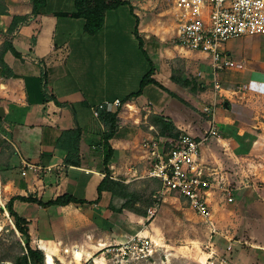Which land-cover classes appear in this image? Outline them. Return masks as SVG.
<instances>
[{
  "label": "crops",
  "instance_id": "crops-1",
  "mask_svg": "<svg viewBox=\"0 0 264 264\" xmlns=\"http://www.w3.org/2000/svg\"><path fill=\"white\" fill-rule=\"evenodd\" d=\"M123 1L127 4L107 13L103 29L95 35H89L84 30L85 21L70 16L75 12V0H46L42 14L36 16L33 15L30 0H0V46L10 39L22 55L20 59L11 53L5 57L15 74L14 78L4 80L0 76V108L4 111L3 115L0 114V130L6 138L5 141L0 140V153L4 149L13 148L16 158L20 160V167L22 159L38 168L52 167L50 172L29 170L26 176L22 175V169L19 168L20 175L8 179L3 188L10 187L9 200L17 196H33L42 202H48L69 194L86 202L82 205L50 207L22 201L14 203L16 212L29 222L32 246L40 248L46 255L50 253L54 261L60 264L71 258V253L75 250L77 254L74 261L70 262L108 264L111 255L103 251L105 248L126 243L138 233L150 238V229L154 225L148 217H141L126 209L120 211L123 204L120 197L113 196L108 191H104L99 197L98 186L106 174L101 139L104 125L93 116L92 108L104 101L123 99L136 92L142 78L150 70L153 57H157L159 62L153 78L168 90V81L173 83L170 79L173 68L169 69L166 65L179 57L182 58L181 65L187 70L186 65L189 63L186 58H200L199 55L174 48L167 41L170 37L160 36L154 30V22L149 21V16L159 0ZM4 11H7V16L1 15ZM13 16L30 18L12 36H8L6 33ZM33 38L36 39L35 44L32 42ZM41 68L47 73L48 95L54 96L63 104L62 107L53 101L43 104ZM245 87L226 93H241L244 97L247 95ZM180 90L185 92L180 87L177 92ZM208 93L209 90L198 93L187 102L190 107L203 110L200 108V101ZM179 94L177 97L182 99ZM141 97L126 103L129 107L125 106L119 114L118 133L109 142L114 156L107 167L111 176L129 185L132 191H138L135 183L144 180L150 188L148 194L156 189V197L159 196L161 186L156 188L158 184L155 180L141 178L146 172L141 142L151 134L149 127L153 126L149 117H168L180 133L186 132L194 137H202L209 129L210 122L206 121L208 125L203 123L200 116L191 117L190 121L184 118L182 120L187 110L185 106L159 113L154 111L151 101L148 102L151 103V113L147 115L143 111L147 103L143 104ZM134 107L137 116L131 119L126 113L134 110ZM236 107L239 108L238 105ZM234 108V103L229 101L220 109L230 111L220 119L216 116L220 132L226 126L232 127L237 121H243ZM193 114L197 115L196 111ZM76 126L83 131L80 146L83 161L81 167H69L64 164L65 153L56 149V142L63 132ZM246 130L247 128L241 129L237 135L243 136L248 132ZM249 132L254 134L251 130ZM222 134L219 140L213 139L210 145L202 147L201 158L209 167L218 169L213 161V158L218 157L215 147L217 143L222 148L229 147L232 160L230 171L235 172V175L242 173L245 182L236 177L244 185L234 190L236 193L232 202L224 203L222 215L227 221L219 222L220 228L230 235L226 238L235 239V244L241 243L239 234L245 233L246 243L252 244L254 237L258 235L264 245V172L259 179L248 174L251 172L258 175L254 168H264V165H235L245 161L252 150L243 154L242 148L245 147L241 148L233 135ZM239 151L242 153L238 154ZM16 158L13 159L15 165ZM3 160L0 157V162ZM4 173L10 172L0 174ZM221 174L228 182L235 179L234 174ZM146 221L150 222L148 226ZM249 246L252 252H264V248ZM65 250H69L66 255ZM246 252L238 254L241 253L239 256L242 258L246 257ZM234 264H240V260L236 259Z\"/></svg>",
  "mask_w": 264,
  "mask_h": 264
},
{
  "label": "rangeland",
  "instance_id": "rangeland-1",
  "mask_svg": "<svg viewBox=\"0 0 264 264\" xmlns=\"http://www.w3.org/2000/svg\"><path fill=\"white\" fill-rule=\"evenodd\" d=\"M168 9L167 1L159 0L157 6L151 12L152 15L149 16V21L151 20L154 22V30L159 32L160 36L170 37L167 40L169 42L171 37L174 36V25L172 24V21H170L171 17L168 13ZM225 47L232 53V59H234L235 62L241 63L243 68L240 70H229L219 75L221 78V87L225 90L222 91L219 99L222 102L232 101L235 105L234 110L238 116H241V120L243 121H237L232 127L226 126L222 132L219 131V134L220 136L221 133H223V136H226V134L237 135L241 129L247 128L246 131L248 132L245 133L247 136L243 139L241 138V141L246 144L250 143L249 148L245 147L243 148L244 150L248 149L252 151L250 155L246 157L245 161L242 160L241 163H236L235 165H264V37H242L234 39L226 43ZM152 59L154 63L153 66L156 67L159 63L157 57H153ZM197 59L198 58L195 59L193 56L192 58H186V61L189 63L186 67L188 66L187 71L190 74H192L197 68L200 69L206 77V80L209 81V93L203 95V100L200 101L202 104L200 105V108L203 109L205 106L209 105V102L212 100L214 89L212 88L211 69L208 66V61ZM181 61L182 58L178 57L169 63V65L167 64L166 67L169 69L174 68V66L179 67ZM196 79L201 83L202 80L200 81L199 78ZM167 86L169 90L167 89L168 91L163 92L155 86H148L144 90V94L140 98V101L143 102V104H148V102L151 101L153 104L152 108L159 113L164 110L165 112L169 110L174 111L180 106H185L187 110L183 114L182 120L184 118L186 121H190L191 117L194 118L199 116L203 119V123H206V121L209 120L203 110H196L190 107L187 100H190L191 97L186 92L181 90L180 92H177L179 87L169 81ZM244 86H248L247 91L245 90L247 95L244 97L241 93L238 95L226 93V91H239V89ZM171 92L178 94L182 93L179 95L184 100L173 97L172 94H170ZM177 99H179L180 102ZM237 105L239 108L236 107ZM193 111H196L197 115L193 114ZM229 112L230 111L226 112L217 109L216 116L220 119L229 114ZM130 114H132V116ZM126 115L130 118L137 116L135 107L134 110L130 111L128 114L126 113ZM92 123L94 124V121ZM206 124L208 125V123ZM249 130L253 131L254 134H251ZM0 140L2 139L0 138ZM235 141L238 140L235 139ZM210 144L211 142L208 143V145ZM215 148L218 151V157L213 158L216 168L222 173L228 172L234 174L235 172L230 171L232 169L230 167V165H232V160L230 159L231 155H229L231 152L229 147L223 146L222 148V145L220 146L217 143V147ZM4 157L5 156H2V159ZM15 162L18 167H20V163H18L20 160L18 158H16ZM18 169L10 173L0 174V240L7 245L11 244L12 238L7 236L8 231H5V229H12L13 224L5 210V206L9 201L8 195L10 193L8 191H10V187L7 186L6 189L3 187L7 184L8 179L14 177L17 178L18 175H20L21 169ZM254 171L258 173V175L251 174L250 172L248 173L249 176L252 178L257 177L259 179L261 178L260 176L262 172H264V168L258 166L257 168H254ZM3 177H6V179ZM234 177V180L228 182L231 184L232 194L234 193L232 197H234L236 193L234 190L241 186L243 187L245 182V176L243 177L242 173L240 175H235ZM236 177L239 181L241 180L244 182L239 183ZM258 184H260V182ZM135 186L140 193H144V191L147 190V184L144 180L135 183ZM224 193L226 192L218 190L216 197L212 200L214 221L218 229V232L214 234L211 233L202 219L194 210L190 209L183 200H177L174 195H165L161 206L158 208L156 216L150 221L151 223H154L153 227L150 229L151 236L149 237L157 243L155 253L152 257L146 260L133 262L131 264H234L236 259L240 260V264H264V252L260 254L252 252L249 246L254 245L264 248L258 235L254 237L251 244L246 243L247 241L245 240V237L247 236H245V233H240L238 239H241V243L235 244V239L229 240L226 238L230 235L227 234L226 230L220 228L219 222L226 223L227 221L222 215V208H224V203L227 201L229 202V195H225ZM222 198H225V200L222 201ZM150 222L146 221V226H148ZM248 240H250L249 237ZM229 247H231V250H229ZM245 250L247 251V254L244 253L246 257L244 256L241 258L239 256L241 253H238ZM68 253L69 252L65 251V255ZM71 255L72 257L64 260L63 264H87L83 261L70 262L71 260L74 261L73 252ZM55 263L60 264L58 261ZM108 264H114L112 256L108 259Z\"/></svg>",
  "mask_w": 264,
  "mask_h": 264
},
{
  "label": "built area",
  "instance_id": "built-area-1",
  "mask_svg": "<svg viewBox=\"0 0 264 264\" xmlns=\"http://www.w3.org/2000/svg\"><path fill=\"white\" fill-rule=\"evenodd\" d=\"M166 1L170 21L174 25L171 45L180 51L199 55V60H207L211 69L213 98L203 108L210 124L202 137H194L186 132L172 137L163 135L154 126H150L151 134L141 142L146 165V172L141 178L157 180L161 186L159 197L162 201L165 195H174L176 199L183 200L214 234L218 229L214 221L212 200L218 190H222L226 192L225 195H229V202H232V189L218 169L209 167L203 161L201 149L213 139L220 138L216 111L224 108L226 102L219 99L223 91L219 75L243 68L241 63L232 59V53L225 45L242 37H264V0ZM194 76L202 80L201 83L209 85L200 69L196 70ZM125 106L129 107L121 99H115L102 102L92 108V112L99 119L102 110H119L121 113ZM143 111L149 115L151 103L146 104ZM0 138L6 140L1 130ZM21 169L23 176L29 170L52 171V167L38 168L24 159L21 160ZM103 176L105 178L106 174ZM110 179L120 182L113 176ZM159 207L149 209L148 220L156 216ZM156 246L157 243L152 239L138 233L126 243L109 246L103 251L112 256L114 264H131L152 257ZM73 254L75 257L77 250Z\"/></svg>",
  "mask_w": 264,
  "mask_h": 264
},
{
  "label": "trees",
  "instance_id": "trees-1",
  "mask_svg": "<svg viewBox=\"0 0 264 264\" xmlns=\"http://www.w3.org/2000/svg\"><path fill=\"white\" fill-rule=\"evenodd\" d=\"M33 4V15H40L41 10L46 6V0H30ZM127 2L123 0H75V12L70 14V16L83 19L85 21L84 30L89 35H95L99 33L106 20V15L109 11L119 8L120 6L126 5ZM1 15H8L7 11L1 13ZM67 15V14H65ZM29 16H13L12 23L8 28L7 35L12 36L14 32L23 24L27 23ZM138 36V34H137ZM33 44H35L36 39L33 38ZM141 49L143 48L142 41H140ZM144 52V51H143ZM11 53L15 58L20 59L22 57L14 45L12 40L7 39L0 46V76L4 80L11 79L15 77L13 70L6 63L5 57L7 54ZM144 54L147 56L146 52ZM149 59V57L147 56ZM150 61V59H149ZM41 91L44 95L43 104L49 102H55L60 107V104L54 96H49L47 91V73L44 68H41ZM156 68L153 63L150 62V70L144 75L141 80L139 89L127 95L121 99L123 104H126L134 99L141 97L144 93V89L148 86H155L163 91H168L160 82L154 79ZM171 81L183 89L190 97H194L198 93H204L209 90V85L200 83L196 77L188 73L184 65L175 67L172 69ZM173 97H177L175 93H170ZM178 98V97H177ZM119 110L112 112L107 110H102L100 112L99 120L104 125V131L102 133L103 149H104V159L103 165H105L106 177L98 186L99 197L104 191L112 193L113 196H118L122 199L123 204L120 211L129 210L141 217H148V211L156 206H161L162 198L159 196L154 197L155 191H150L147 186V190L144 193H140L136 190H131L129 185L123 184L121 182L114 181L110 179L111 172L107 167L114 156V150L110 145V140H112L118 133L120 127ZM150 122L153 126L163 135H170L175 137L180 133L176 129L174 123L170 118L151 115L149 117ZM1 121V119H0ZM247 135L238 136L233 135L234 139H237L242 147H249L250 143H243L241 140ZM83 137V131L79 127H75L72 130L63 132L56 142V149L65 153L64 164L66 166L81 167L82 156H81V141ZM242 138V139H241ZM243 154L248 153V149L243 150ZM242 152L239 151L238 154ZM5 156L4 160L0 162V173L12 172L20 168L18 165L13 164V159L16 158V152L13 148L4 149L0 153V157ZM158 184L156 188H160V183L155 180ZM15 201H22L25 203H34L43 207L50 206H67L70 204L82 205L85 201H80L72 195L65 194L56 200L42 202L33 196L29 197H13L11 198L5 206V210L12 220L13 228L5 229L8 231V237L12 238L10 245H7L2 240H0V264H45L46 255L43 250L39 248H34L32 246V238L30 235L29 222L24 217L20 216L15 208Z\"/></svg>",
  "mask_w": 264,
  "mask_h": 264
},
{
  "label": "bare ground",
  "instance_id": "bare-ground-1",
  "mask_svg": "<svg viewBox=\"0 0 264 264\" xmlns=\"http://www.w3.org/2000/svg\"><path fill=\"white\" fill-rule=\"evenodd\" d=\"M45 264H56L55 261H54L53 256L50 253L46 255Z\"/></svg>",
  "mask_w": 264,
  "mask_h": 264
},
{
  "label": "water",
  "instance_id": "water-1",
  "mask_svg": "<svg viewBox=\"0 0 264 264\" xmlns=\"http://www.w3.org/2000/svg\"><path fill=\"white\" fill-rule=\"evenodd\" d=\"M3 112H4V111H3V108L1 107V108H0V114L3 115Z\"/></svg>",
  "mask_w": 264,
  "mask_h": 264
}]
</instances>
